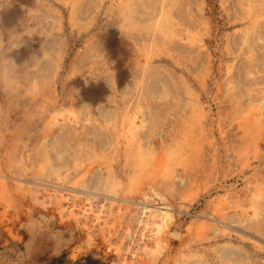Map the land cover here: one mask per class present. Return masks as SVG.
<instances>
[{"label":"rangeland","instance_id":"1","mask_svg":"<svg viewBox=\"0 0 264 264\" xmlns=\"http://www.w3.org/2000/svg\"><path fill=\"white\" fill-rule=\"evenodd\" d=\"M0 264H264V0H0Z\"/></svg>","mask_w":264,"mask_h":264},{"label":"bare ground","instance_id":"2","mask_svg":"<svg viewBox=\"0 0 264 264\" xmlns=\"http://www.w3.org/2000/svg\"><path fill=\"white\" fill-rule=\"evenodd\" d=\"M25 2V1H24ZM68 97V96H67ZM73 99V98H72ZM75 102V101H74ZM121 129H122V127H121ZM127 131V130H126ZM129 131V130H128ZM122 132V131H121ZM117 135V134H116ZM119 135V134H118ZM124 135V134H123ZM118 139H119V137H117ZM117 139V140H118ZM201 144V143H200ZM139 148V147H138ZM56 154V153H55ZM158 160V159H157ZM159 162V161H158ZM160 163V162H159ZM134 165V164H133ZM139 165V167H137V169L136 170H134L133 172H131L132 173V178L130 179L131 180V182H132V184L135 182L134 180H136V181H138L140 178H137V177H139V176H136V174L138 173V174H141L142 175V173H143V167H142V165L141 164H138ZM57 168V167H56ZM135 168V167H134ZM132 169V168H131ZM52 170V169H51ZM56 170V169H55ZM76 171V170H75ZM78 174H79V171H78ZM81 174V173H80ZM87 175V174H86ZM131 175V174H130ZM140 175V176H141ZM81 178V177H80ZM79 178V179H80ZM146 178V177H145ZM116 179V178H115ZM47 181V180H46ZM77 181V180H76ZM75 181V182H76ZM79 181V180H78ZM140 181V180H139ZM151 181V180H150ZM36 182V181H35ZM56 183V182H55ZM44 184V183H43ZM77 184V183H76ZM130 184V183H129ZM137 184V183H136ZM73 185H75V184H73ZM73 185H72V187H73ZM143 185V184H142ZM71 186V185H70ZM139 186V185H138ZM38 187V186H37ZM72 187H68V188H65V189H67V190H65V191H69L70 193H72V194H75V195H79V194H83V195H86V196H97V195H95V194H92V193H86L85 191H78V190H76V188L74 189V188H72ZM77 187V186H76ZM115 188H116V185L114 186ZM119 186L117 185V188H118ZM121 187V186H120ZM144 187V186H143ZM17 188V187H16ZM141 188V187H140ZM44 189V188H43ZM51 189V188H50ZM54 189V188H53ZM83 189H84V187H83ZM119 190V189H118ZM138 190H139V188H138ZM103 191L105 192L104 194H105V198L107 199V200H114V196H117V195H115L116 194V190H114V188L113 187H111V186H106L104 189H103ZM153 191V190H152ZM48 192V191H47ZM130 192V191H129ZM97 193V192H96ZM111 193V194H110ZM139 193V192H138ZM69 194V193H68ZM103 194V195H104ZM119 194V193H118ZM136 194V193H135ZM83 195H81V198L83 197ZM102 195V194H101ZM143 196V195H142ZM155 196L156 197H158L159 195L158 194H156L155 193ZM85 197V196H84ZM91 197V198H92ZM144 197L147 199V195L146 194H144ZM94 198V197H93ZM161 198V197H160ZM98 199V198H97ZM103 199V198H102ZM117 199V198H116ZM115 199V200H116ZM144 199V198H143ZM162 199V198H161ZM163 200V199H162ZM164 201V200H163ZM127 204V203H126ZM140 204V203H139ZM138 204V205H139ZM140 205H143V204H140ZM145 205V207L144 208H146L147 207V204H144ZM153 205V204H152ZM140 207V206H139ZM151 208H152V206H151ZM155 210H156V213H157V217H159V221H160V224H159V228L157 229V234H156V237H157V235H159V234H161L172 222H173V215H172V210H171V208L168 206V204H163V206L162 207H157V208H154ZM145 210V209H144ZM147 211H149L148 209H146ZM146 211V212H147ZM150 212V211H149ZM152 212H154V211H152ZM173 212H174V210H173ZM148 213V212H147ZM154 214V213H153ZM155 216V215H154ZM155 216V217H156ZM98 217V216H97ZM225 217V216H224ZM213 222H217L218 223V225H225V226H227V224L225 223V221H223L222 219H220V218H212L211 219ZM226 220V219H225ZM156 226V225H155ZM202 226V225H201ZM203 227V226H202ZM200 230H202V229H200ZM83 232V231H82ZM88 234V233H87ZM163 234V233H162ZM163 235H165V234H163ZM155 237V236H154Z\"/></svg>","mask_w":264,"mask_h":264},{"label":"water","instance_id":"3","mask_svg":"<svg viewBox=\"0 0 264 264\" xmlns=\"http://www.w3.org/2000/svg\"><path fill=\"white\" fill-rule=\"evenodd\" d=\"M172 236L176 237L175 235H172Z\"/></svg>","mask_w":264,"mask_h":264}]
</instances>
